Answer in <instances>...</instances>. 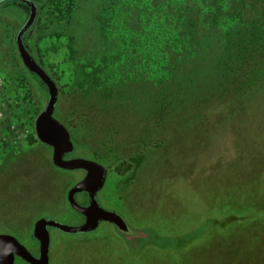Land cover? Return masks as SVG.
I'll use <instances>...</instances> for the list:
<instances>
[{"label":"rangeland","instance_id":"obj_1","mask_svg":"<svg viewBox=\"0 0 264 264\" xmlns=\"http://www.w3.org/2000/svg\"><path fill=\"white\" fill-rule=\"evenodd\" d=\"M28 14L0 11V234L37 255V219L79 224L66 194L82 173L54 167L51 148L33 139L48 92L16 49ZM47 14L23 33H31L24 45L38 39L70 156L106 168L98 200L129 229H49V264H264L258 218L208 227L182 250L164 244L207 219L264 211V86L221 104L215 57L207 55L187 88L162 89L176 44L149 0H77L70 22L51 24Z\"/></svg>","mask_w":264,"mask_h":264},{"label":"trees","instance_id":"obj_2","mask_svg":"<svg viewBox=\"0 0 264 264\" xmlns=\"http://www.w3.org/2000/svg\"><path fill=\"white\" fill-rule=\"evenodd\" d=\"M31 1L37 6L32 26L40 22L43 11L48 13V18L51 17V24L70 22L77 5V0ZM149 1L157 20H161L160 24L170 30L171 43L176 44L167 51L170 65L166 68L162 89L187 88L186 84L183 85L184 81L193 77L194 65L207 55L215 57L213 65L219 73L218 85L225 89L220 94L221 104L236 101L242 90L264 86V0ZM26 9L27 6L17 0H3L0 4L2 13L7 12L19 19L23 18ZM29 38L31 33L23 35V44ZM38 42L36 39L26 49L41 66L42 53ZM185 67L188 68L187 72H184ZM33 139L37 140L34 135ZM235 217L242 220L232 223H244L252 218L264 221V211L257 215ZM214 222L217 224L212 225ZM220 223L218 219H207L195 231L167 238L164 244H175L178 250H182L191 241L202 239L208 227L223 228L219 226Z\"/></svg>","mask_w":264,"mask_h":264},{"label":"water","instance_id":"obj_3","mask_svg":"<svg viewBox=\"0 0 264 264\" xmlns=\"http://www.w3.org/2000/svg\"><path fill=\"white\" fill-rule=\"evenodd\" d=\"M3 0H0V4ZM25 4L29 14L23 25L15 36V45L18 55L24 67L36 75L46 86L48 97L43 110L37 115L34 121V133L38 142L51 148V163L57 169L63 171L84 170V177L76 182L67 192L66 199L69 206L83 216L81 223L70 225L53 219L39 218L34 222L32 235L38 242V255H33L17 238L10 234H0V264H14L15 260L21 259L26 264H49L50 234L49 229H55L65 234H88L94 232L101 223L107 222L114 225L118 230L127 232L128 226L124 219L115 211L102 207L96 194L105 185L107 170L96 161L72 157L65 159L74 150V145L68 129L63 123L54 117L55 107L58 99V88L47 72L37 64L23 44V33L29 29L36 17L37 6L31 0H17ZM86 191L89 194V204L79 205L74 195ZM242 220L235 216H228L221 221L219 226H224ZM217 222H214L215 225Z\"/></svg>","mask_w":264,"mask_h":264},{"label":"flooded vegetation","instance_id":"obj_4","mask_svg":"<svg viewBox=\"0 0 264 264\" xmlns=\"http://www.w3.org/2000/svg\"><path fill=\"white\" fill-rule=\"evenodd\" d=\"M71 155V154H70ZM70 155H66L64 158L65 159H69V158H72ZM77 172H80V173H82V178L84 177V175H85V171L84 170H76ZM70 172H74V171H70ZM81 178V179H82ZM80 179V180H81ZM103 189V188H102ZM102 189L99 191V192H97V194H96V199H97V201H98V203L100 204V202H99V200H98V196H99V193L102 191ZM74 199H75V201L79 204V205H81V206H87L88 204H89V194H88V192H86V191H83V192H78V193H75V195H74ZM101 205V204H100ZM102 206V205H101ZM103 207V206H102ZM79 219H80V222L79 223H81L82 222V220H83V216L81 215V214H79ZM34 242L37 244V246H38V248H39V244H38V242L34 239ZM28 249V248H27ZM29 250V249H28ZM33 255H35V256H37L38 255V253H37V255L36 254H34L31 250H29Z\"/></svg>","mask_w":264,"mask_h":264}]
</instances>
